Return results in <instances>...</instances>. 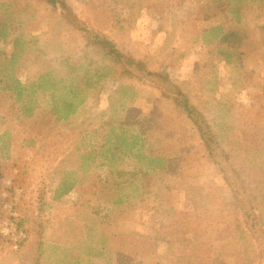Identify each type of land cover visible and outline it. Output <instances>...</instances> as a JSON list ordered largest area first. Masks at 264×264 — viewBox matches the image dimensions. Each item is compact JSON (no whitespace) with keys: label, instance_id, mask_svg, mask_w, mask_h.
I'll return each instance as SVG.
<instances>
[{"label":"rangeland","instance_id":"1","mask_svg":"<svg viewBox=\"0 0 264 264\" xmlns=\"http://www.w3.org/2000/svg\"><path fill=\"white\" fill-rule=\"evenodd\" d=\"M237 26L253 43L232 54L203 36ZM93 35L145 72L123 77ZM0 40L2 76L65 87L57 111L36 91L24 124L0 91V264H264L174 101L202 114L264 229V0H0Z\"/></svg>","mask_w":264,"mask_h":264},{"label":"trees","instance_id":"2","mask_svg":"<svg viewBox=\"0 0 264 264\" xmlns=\"http://www.w3.org/2000/svg\"><path fill=\"white\" fill-rule=\"evenodd\" d=\"M203 36H205L207 39L210 38L207 40V42L210 40H215L221 43L224 46L223 49L225 53L228 54L235 53L236 51L244 49L245 47L251 46L250 44L253 43L251 40V32H249L245 27L241 26L228 28H208L203 32ZM90 40L89 46L98 49L102 57L108 60L116 69H118L123 77L132 79L133 77L139 76L145 72L142 62L135 60L128 54L119 52L116 48V45L106 37L93 35L90 37ZM4 47V42L0 40V91L7 94L9 99L14 100V94H16L18 97L20 102H15L14 100V104L18 108L16 117L17 119L20 118V123L24 124L26 121L29 122L30 120L35 119L38 109H35L37 106L33 103L32 99L35 96L36 91H52V98L54 99V109L52 110L57 111L58 101L56 99L60 97L65 87L63 86L62 88V86H59V83L54 80L55 76L52 75V77H47L49 74L40 75L37 81L31 84L30 90H25L19 81H13L14 79L8 77L6 70L5 73H7V76H2V73L4 72L3 67L6 66L5 63H8L7 58L4 57L6 54L4 52ZM8 78H10V81ZM161 87V83L156 81L155 88L159 89L160 91H164V89H161ZM46 88L48 90H46ZM174 101H176V106L181 109L182 113L186 117L187 122L199 134L204 146L205 157L210 162V165L223 178V182L226 183V185L229 184V179H232V194L238 209L237 213H241V223L248 226L254 239L255 235L259 236L260 234L264 236V229L262 227L250 224L252 222L251 218L254 216V205L252 203V199L250 200L251 195L247 185L245 186L244 181H242L239 178V175L234 171L227 152L221 148L219 143H217L216 138L208 130L202 114L199 113L194 107H188L187 102L182 98H176ZM55 115H57V113H55ZM24 142L25 139L22 140V145L25 144ZM120 145H124L126 151H129L130 148L134 146V143H129L127 140H124L121 141ZM3 158L9 159L10 157L7 155ZM63 185L60 186V189H64ZM71 188L72 185L66 186L63 194L66 195L71 190ZM253 229L254 231H252Z\"/></svg>","mask_w":264,"mask_h":264},{"label":"crops","instance_id":"3","mask_svg":"<svg viewBox=\"0 0 264 264\" xmlns=\"http://www.w3.org/2000/svg\"><path fill=\"white\" fill-rule=\"evenodd\" d=\"M77 263H78V261H76V260L71 261V259H65V261L60 260L59 264H77Z\"/></svg>","mask_w":264,"mask_h":264},{"label":"built area","instance_id":"4","mask_svg":"<svg viewBox=\"0 0 264 264\" xmlns=\"http://www.w3.org/2000/svg\"><path fill=\"white\" fill-rule=\"evenodd\" d=\"M21 237H23L22 235H20Z\"/></svg>","mask_w":264,"mask_h":264}]
</instances>
